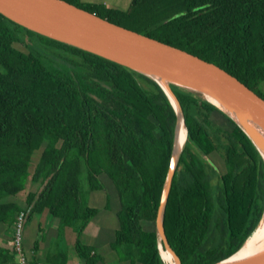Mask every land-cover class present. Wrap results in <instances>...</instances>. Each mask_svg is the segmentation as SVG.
<instances>
[{
    "label": "trees",
    "instance_id": "16d2710c",
    "mask_svg": "<svg viewBox=\"0 0 264 264\" xmlns=\"http://www.w3.org/2000/svg\"><path fill=\"white\" fill-rule=\"evenodd\" d=\"M64 1L213 63L264 99V0H131L126 11ZM55 59L69 66L50 65ZM172 90L187 142L165 209V235L181 264H215L234 254L262 217L264 163L218 108ZM175 118L151 79L0 14V225L11 232L20 212L26 224L48 214L58 220L59 237L66 229L75 233L81 264H98L109 253L118 264H163L155 219ZM28 181L39 189L24 204L11 200ZM84 182L91 192L116 195L108 251L85 242L98 235L92 219L99 210L81 201ZM6 244L0 264H19L12 238ZM66 259L61 254L54 264Z\"/></svg>",
    "mask_w": 264,
    "mask_h": 264
},
{
    "label": "water",
    "instance_id": "95a60500",
    "mask_svg": "<svg viewBox=\"0 0 264 264\" xmlns=\"http://www.w3.org/2000/svg\"><path fill=\"white\" fill-rule=\"evenodd\" d=\"M0 14L35 34L116 63L154 81L175 114L172 151L155 219L159 256L166 250L181 264L164 230V214L180 155L187 140L181 105L172 87L210 103L226 115L252 142L264 163V99L238 79L198 56L111 23L64 0H0ZM212 98L217 104L211 102ZM182 128L184 139L181 141ZM244 244L215 264H264V250L238 261L233 257Z\"/></svg>",
    "mask_w": 264,
    "mask_h": 264
},
{
    "label": "crops",
    "instance_id": "0c3cea01",
    "mask_svg": "<svg viewBox=\"0 0 264 264\" xmlns=\"http://www.w3.org/2000/svg\"><path fill=\"white\" fill-rule=\"evenodd\" d=\"M122 0H116V3H121ZM29 188H33L31 191ZM29 189V190H28ZM39 189L38 184H33L31 181L26 183L25 191L36 192ZM19 195L11 200L17 203H22L18 200ZM26 197V195H25ZM25 197L22 201H25ZM24 203V202H23ZM44 224H40V216H37L36 221L27 223L24 228L23 236V253L27 260V264L36 260L38 264H54L60 260V255H66V264H81L80 260L74 252V244L76 235L71 229H66L64 234L58 236V220H55L50 215L46 214ZM40 228V229H39ZM41 230V231H40ZM42 235V237H41ZM99 235V234H98ZM97 235V236H98ZM97 236L86 235V238L96 240ZM12 231L10 232L4 226L0 225V248L7 247L6 242L11 240ZM63 242L64 244H62ZM110 243V241H109ZM108 243V244H109ZM36 244V249H35ZM34 249L36 250L34 252ZM15 259L18 261V255L16 254Z\"/></svg>",
    "mask_w": 264,
    "mask_h": 264
},
{
    "label": "rangeland",
    "instance_id": "374dc122",
    "mask_svg": "<svg viewBox=\"0 0 264 264\" xmlns=\"http://www.w3.org/2000/svg\"><path fill=\"white\" fill-rule=\"evenodd\" d=\"M90 3H95L104 7H109V8H114V9H118V10H122V11H126L131 3V0H122L121 3L119 2V4L116 3V0H79V4H81V6H87ZM55 63H50V65L53 64V66H56L58 68H66L65 66H69L68 63L63 62V61H58V59ZM260 91L264 94V84L260 87ZM218 122L221 123L220 126H225L222 125L224 124L222 119L220 118H214ZM226 127V126H225ZM228 127V126H227ZM104 180L106 181V177H103ZM109 185L108 182H105V186ZM26 187V186H25ZM31 191L33 190V188H29ZM28 189V190H29ZM108 189V187H107ZM106 189V190H107ZM27 190V191H28ZM27 191L21 193L18 197V202L21 201L22 204H24L22 201L25 197V195L27 194ZM106 196H108L109 198V208H106ZM81 201L83 202V204L92 207V208H96L99 210L98 214L92 219V223L97 226L98 228V237H96V240L94 238L89 239L86 238V243L92 244L94 245L93 247L100 249L101 251L104 250L103 247L107 250L109 249L107 246L109 245V241L112 240L113 235H114V230L117 228V220H116V216L115 213L118 209V201L116 198V195H114V191L111 190H107V192H91L88 190V187L86 185V183H83L82 189H81ZM17 198V197H16ZM46 214H43L40 216V224H44L45 221V217ZM36 217L32 220V221H36ZM23 236H24V232H23ZM42 237V235H41ZM62 244H64L63 242H61ZM22 249H23V242H22ZM108 251V250H107ZM110 256L104 258L103 257V262H100L98 264H118L119 263V256H117V254H115V256H111V253H109ZM110 259V261H109Z\"/></svg>",
    "mask_w": 264,
    "mask_h": 264
},
{
    "label": "bare ground",
    "instance_id": "6f19581e",
    "mask_svg": "<svg viewBox=\"0 0 264 264\" xmlns=\"http://www.w3.org/2000/svg\"><path fill=\"white\" fill-rule=\"evenodd\" d=\"M207 99L217 104L212 98L207 97ZM181 132V141H183L185 134L184 128H182ZM262 250H264V218L250 239L245 243L243 248L233 257L232 261L249 258ZM160 254L164 264H174L171 255L162 247L160 248Z\"/></svg>",
    "mask_w": 264,
    "mask_h": 264
},
{
    "label": "built area",
    "instance_id": "2783aa9c",
    "mask_svg": "<svg viewBox=\"0 0 264 264\" xmlns=\"http://www.w3.org/2000/svg\"><path fill=\"white\" fill-rule=\"evenodd\" d=\"M26 225V215L23 212H20L16 217V222L12 228V242L18 255L19 264H27V260L22 250L23 242V231Z\"/></svg>",
    "mask_w": 264,
    "mask_h": 264
}]
</instances>
